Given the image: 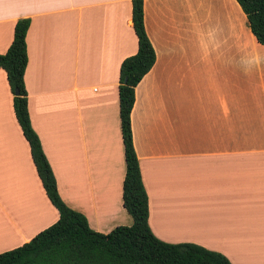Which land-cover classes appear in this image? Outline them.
<instances>
[{
	"label": "crops",
	"instance_id": "obj_1",
	"mask_svg": "<svg viewBox=\"0 0 264 264\" xmlns=\"http://www.w3.org/2000/svg\"><path fill=\"white\" fill-rule=\"evenodd\" d=\"M131 0H0V53L29 18L24 84L58 192L107 233L132 218L118 84L136 52ZM156 58L135 86L132 141L148 223L232 264H264V45L236 0H143ZM0 68V252L54 223Z\"/></svg>",
	"mask_w": 264,
	"mask_h": 264
},
{
	"label": "trees",
	"instance_id": "obj_2",
	"mask_svg": "<svg viewBox=\"0 0 264 264\" xmlns=\"http://www.w3.org/2000/svg\"><path fill=\"white\" fill-rule=\"evenodd\" d=\"M256 40L264 45V0H236ZM131 22L137 50L120 63L118 101L125 175L122 203L132 218L107 233L89 226L87 218L61 198L56 178L32 127L24 71L27 64L25 36L29 18L15 22L13 37L0 53V68L12 92L16 120L28 142L32 161L44 191L58 212L57 220L28 241L0 252V264H232L222 253L190 243H170L156 237L148 223V195L133 146L130 113L135 86L151 69L156 54L144 26L143 0H131Z\"/></svg>",
	"mask_w": 264,
	"mask_h": 264
}]
</instances>
